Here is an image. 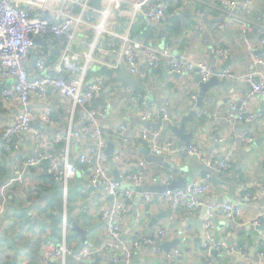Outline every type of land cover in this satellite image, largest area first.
Here are the masks:
<instances>
[{"label": "crops", "instance_id": "crops-1", "mask_svg": "<svg viewBox=\"0 0 264 264\" xmlns=\"http://www.w3.org/2000/svg\"><path fill=\"white\" fill-rule=\"evenodd\" d=\"M212 1L179 0L171 5L168 10V21L163 26H157L144 18L136 21L132 32L133 38L142 42L153 41L164 55L161 68L157 72H152L146 80H142V88L137 91L147 94L153 103L157 104L156 102L160 101L168 108L171 120L165 124L162 141L177 146V137L170 126L179 125L184 116L190 114L194 105L193 97L204 92L202 88L204 83L201 82L198 71L186 75L175 74L170 70L169 64L173 59L179 58L200 59L214 66L215 75L205 82L209 83L213 79V83L205 91L201 112L195 117L194 123L188 126V133L194 134L191 144H196L203 150L206 163L183 153L178 157L165 158L163 164L166 168L163 167L162 170L163 175H172L171 184L181 180L190 182L204 178L209 173L206 164H216L218 160L228 161L232 165L228 170L211 173L212 178L208 181L210 189L205 194V200L208 204L241 203L243 218L240 221L217 218L212 231L208 233L204 226L201 230L193 222L202 218L203 208L193 216H189L184 210L174 209L170 202L160 196L163 192L173 190L162 191L168 186L163 185L159 177H155L156 170L153 167L156 165H153L147 175L146 184L150 186V193L158 195L155 202L150 204L145 199L137 202L139 197H145V193L136 192L132 209L123 213L121 241L132 250V258L129 262L122 261L121 264H206L201 245L204 241L212 247L224 245L221 250H213L217 264H264V257L258 256L259 244L264 241V230L256 228L264 226V219L261 225H254L251 222L256 216L264 214V195L261 194V188L264 187V98L258 96L252 101L251 110L255 114L252 122H236L233 126L225 121L223 118L229 112L231 105H241L249 99L251 88L247 82L238 77L230 80L221 78L219 74L224 70V66H217L216 59L211 54L213 47L230 48L231 56L225 64L226 68L232 69L237 74L250 71L264 74V66L259 65L255 58V55H264V47L260 48L258 45L261 26H264V0H251L252 4L242 9L252 30L233 24L222 6H215ZM200 6L204 7L206 13L203 22L199 21ZM114 17L117 20L121 19L119 13ZM120 24L121 20L111 27L115 28ZM92 40L91 36L88 42ZM38 41L40 43H37L32 51L29 62L30 74L34 77L39 76L34 65L37 57H45L49 67L53 68L62 55L61 48L65 39H62L58 46L50 45L41 39ZM247 41L257 45L258 50L255 55L249 54L246 50ZM108 43L106 38L101 45L106 46ZM116 59L117 56L113 54L108 57L111 61ZM122 69L127 75H131L127 65L122 64L117 72H121ZM90 77L103 79L105 86L109 84L101 96L108 109L104 131L108 147L111 143L115 148L120 147L123 151L122 156L126 164H116L118 174L120 176L123 172H134L140 160L150 159L143 152V150L149 151L147 144L139 140L138 131L145 125L140 110L133 104L130 96L133 89H125L118 85L115 77L101 75L98 72H94ZM48 95L49 100L45 103L33 98L30 112L36 114L44 109L51 110L59 126L47 130L51 134L63 133L69 124L68 110L71 102L53 91ZM0 104L1 132L13 122L23 108L16 100L7 103L0 99ZM151 121L154 122H149L148 126L156 127V119ZM124 124L128 126V130L122 140L127 141H120L116 133ZM221 135L226 138L224 146L217 142V138ZM248 135L254 139L253 143L244 142V137ZM18 145L21 148L19 150L20 153L22 152L21 155L28 156L35 153L33 142L27 136H23L21 142L18 140ZM77 151L78 149H75V152ZM11 154L13 155L10 159L3 158V164H6L10 172L9 178L13 175L15 164L13 156L16 155ZM77 167V176L71 181L67 195L54 178L50 179L46 175L43 179L48 173L46 168H39L36 172L28 174L24 189L26 192L22 193L21 190L11 196L8 209L0 217V264H42L45 249L51 243L61 244L66 241L79 253L84 248H98L109 240L106 222L102 219L99 210L111 206L115 199L101 193L90 194L88 181L92 167L90 164L80 163H77ZM36 181L38 186L35 185ZM72 185L78 186L79 191L73 188L74 191L71 192ZM59 189L62 190L63 205L58 209L51 202ZM80 190H86L87 194L82 195ZM69 191L72 195L68 205ZM247 192L251 193V197L243 200ZM57 218L60 219L58 225H56ZM250 225L252 228L248 227ZM161 227L169 230V236L163 244L157 246L158 252L155 247L143 244L142 240L146 236H156ZM136 241L140 246L135 245ZM230 246L235 248L245 246L246 254L231 253L228 250ZM176 252H180L178 257L173 259L168 257ZM109 261L107 255H99L87 263H81L75 256H69L64 264H109ZM55 264H63V260L58 259Z\"/></svg>", "mask_w": 264, "mask_h": 264}, {"label": "built area", "instance_id": "built-area-1", "mask_svg": "<svg viewBox=\"0 0 264 264\" xmlns=\"http://www.w3.org/2000/svg\"><path fill=\"white\" fill-rule=\"evenodd\" d=\"M179 0H102V8L97 9L92 0H0V99L7 103L16 100L23 108L13 122L0 132V155L2 150L16 153L20 146L11 144L13 138L27 136L32 140L35 153L22 155L14 159L13 175L8 181L0 185V217L8 209L11 196L16 192L25 193L28 174L47 166L49 175L63 187L67 195L69 186L78 173L77 163L91 165L88 186L90 194H103L115 200L109 207L99 210L102 219L106 222V232L109 240L98 248H84L77 253L66 241L61 244L51 243L45 249L42 264H55L58 259L63 260L75 256L81 263H87L99 255H107L109 264L129 262L132 250L121 240L123 237L122 216L133 207L137 196L135 190H123V185L141 187L147 183V175L151 169L147 159L137 163L134 172H123L119 179L115 177L111 161L115 164L126 162L122 156V149L117 147L109 157L105 151L108 141L104 131V122L108 116L107 107H97L96 102L105 90L103 79H96L92 83L90 72L92 67L104 66L117 71L120 66L127 65L129 73L139 80H146L152 72H157L164 63V55L153 41L142 42L133 38L132 32L139 18L149 19L157 26H163L168 21V10ZM216 6L228 14L233 24L252 30L250 22L244 17L242 9L252 4L251 0H213ZM92 12L98 13V18ZM121 15L115 19L114 15ZM199 21L203 22L205 10L199 11ZM120 26L112 28L111 25ZM123 26V27H122ZM223 27V26H221ZM264 29V26H261ZM91 42H88L90 37ZM63 37L65 42L61 48V56L57 64L50 68L45 57H37L35 64L39 76H32L29 71V62L32 51L37 46L36 40L58 46ZM109 38V43L102 46L103 41ZM115 41H118L117 43ZM258 45L264 47V37L259 38ZM246 50L255 55L257 45L252 41L246 42ZM110 54L116 55V61L108 60ZM211 54L216 59L217 66H225L231 56V49L213 47ZM256 62L264 66V55H255ZM169 68L175 74H189L198 71L201 82H208L215 75V68L208 62L193 59H173ZM221 78L230 80L238 77L247 82L251 88L248 100L243 104H233L223 118L234 123H250L255 114L251 110V103L258 96L264 98V74L257 71L237 74L232 69L224 68L219 74ZM9 84V85H7ZM53 91L62 95L71 102L68 110L69 124L61 133L51 134L47 129H56L59 122L51 110L44 109L39 113L30 112L31 100L34 98L41 103L49 100L48 93ZM133 104L140 110L142 121L147 123L139 131V140L146 143L151 154L165 158L178 157L183 153L193 156L198 161L206 163L203 150L196 144L180 148L162 141L165 124L171 120L167 107H160L150 101L147 94L141 91L130 92ZM194 96L192 101H197ZM152 119H156L157 126H148ZM128 126L121 125L116 133L117 139L122 140ZM234 131V129H233ZM244 142L253 143L251 136L244 137ZM222 146L226 145L225 136L217 138ZM75 149H78L75 152ZM84 151L81 152V150ZM74 157V159H73ZM208 169L215 172L228 170L232 165L228 161L218 160L216 164H206ZM125 173V174H124ZM37 179V177H35ZM157 178V177H156ZM212 178L207 173L204 178L187 182L183 187L173 191L163 192L160 196L170 202L177 211L184 210L189 216L201 208H207L204 229L213 230L217 218L240 221L243 218L241 203L216 202L208 204L205 194L209 191L208 181ZM38 180V179H37ZM159 180L165 186L172 182V175H161ZM38 186V181L35 182ZM82 195L86 190H80ZM12 194V195H11ZM264 195V187L261 188ZM158 194L145 193V200L154 203ZM247 192L243 200L249 199ZM256 198V197H255ZM66 216L64 218L66 222ZM264 214L251 220L254 225H261ZM66 232V231H65ZM169 236V230L161 227L158 234L151 238L144 237L143 244L157 248ZM140 246L139 242L135 243ZM206 264H217L213 250H221L224 245L210 246L206 241L202 244ZM231 253L246 254L245 246L235 248L230 246ZM159 252V251H158ZM110 254L112 256H110ZM180 252L170 254V259L176 258ZM258 256L264 257V241L259 244Z\"/></svg>", "mask_w": 264, "mask_h": 264}, {"label": "water", "instance_id": "water-1", "mask_svg": "<svg viewBox=\"0 0 264 264\" xmlns=\"http://www.w3.org/2000/svg\"><path fill=\"white\" fill-rule=\"evenodd\" d=\"M95 7L97 9H101L102 8V0H92ZM93 17L98 18V13L96 12H92ZM148 21L151 22V20L147 19ZM63 39H65V37H63ZM37 43H40V41L36 40ZM226 66H224V68H226ZM93 71L98 72L101 75H107V76H111V77H115V80L118 81V85L121 87H124L125 89L131 88L134 91L136 90H140L142 88V81L139 80L138 78H135L132 75H127L124 70L122 69L121 72H117L113 69H109L106 68L104 66H93L92 68ZM94 81V78H92L90 80L89 83H92ZM213 83V79L209 82V83H204L202 84V88L203 91L199 96L197 101H192L193 102V109L190 112L189 115L184 116L183 121L176 126H170V129L172 130V132L175 134V136L177 137V147L180 148H184L186 145L191 144L193 139H194V134L193 133H188V126H190L191 124L194 123V119L195 117L201 112L202 109V105L205 99V91L207 90V88ZM160 107L164 106L163 103H161L160 101L156 102ZM144 125H147V123H143ZM115 146L113 144H109V147L106 151V154L108 156H111L113 154V150H114ZM143 152L149 157L150 160L158 162V163H164L165 162V157L163 156H156L154 154H151L148 150H143ZM111 167L113 168V172L115 174V177L117 179H119V174L117 171V167L114 161L110 162ZM207 172L215 174V171L212 169H207ZM187 183L186 180H181L179 182H173L170 186L168 187H164L162 191H166V190H174L178 187H182ZM123 190H135L136 192H141V193H148L150 191V186L149 185H144L141 187H134L133 185H123L122 186ZM141 199H145L142 197H139L136 201L139 202ZM206 210L207 208H203V215L202 218L199 221H195L193 222L195 225H197L201 230L203 228V222L205 221L206 218ZM249 228H252V226H248ZM74 228L78 229L77 226H74ZM257 229L260 230H264V226H258L256 227ZM79 230V229H78ZM148 237V236H146ZM153 237V235L149 236L148 238ZM139 239V238H138ZM137 242V241H136ZM147 245V244H145ZM139 262V260H138ZM136 264V263H135Z\"/></svg>", "mask_w": 264, "mask_h": 264}, {"label": "trees", "instance_id": "trees-1", "mask_svg": "<svg viewBox=\"0 0 264 264\" xmlns=\"http://www.w3.org/2000/svg\"><path fill=\"white\" fill-rule=\"evenodd\" d=\"M204 9V7L203 6H200L199 7V11L200 10H203ZM260 37H264V29H261V36ZM108 39V41H109V38H107ZM35 65V64H34ZM30 70V69H29ZM94 72L95 71H91V73H90V75L91 76H93L94 75ZM96 73V72H95ZM106 86L107 87H109V84L107 83L106 84ZM106 86H105V88H106ZM151 100V99H150ZM0 106H1V104H0ZM96 106L97 107H104L105 106V104H104V101H103V99H102V97L96 102ZM1 126V125H0ZM22 137L23 136H21V137H17V139L15 140L14 138L11 140V144H15V145H17V143H18V140L21 142L22 141ZM22 153V152H21ZM21 153L18 151L17 153H14V154H16V155H14L13 156V158H19V157H21L22 155H21ZM12 155L13 154H11L10 152H7V151H5V150H2V153H1V155H0V183H3L4 181H6L7 179H9V169L6 167V164L4 163L3 164V158L4 157H7L8 159H10L11 157H12ZM7 158H5V159H7ZM148 160V159H147ZM149 162H150V164H151V168H152V166L153 165H156L155 167H153L155 170H156V174H155V177H159V176H161V175H163V167H165L166 168V165L165 164H163V163H158V162H154V161H152V160H148ZM44 168H46L47 169V166H43ZM163 169V170H162ZM48 176L50 179L52 178L48 173H46L45 175H44V177H43V179L44 178H46L45 176ZM38 179V178H37ZM41 179H42V177H41ZM42 179V180H43ZM60 185V184H59ZM73 186V185H72ZM62 188V187H61ZM73 188H75V189H78V191H79V187L78 186H73L72 187V190H71V192H73L74 191V189ZM70 195H72V194H70V191H69V195H68V198H67V200H68V205H69V203H70V200H71V196ZM62 197H63V194H62V190L61 189H59V191H58V193H57V195L55 196V198L53 199V202H51V204H53V206L56 208V207H58V209H59V207H61L62 205H63V201H62ZM60 222V219L59 218H57V221H56V225H58V223Z\"/></svg>", "mask_w": 264, "mask_h": 264}]
</instances>
